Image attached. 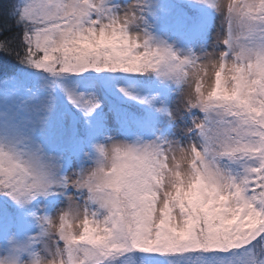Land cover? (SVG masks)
<instances>
[{"label":"rangeland","instance_id":"rangeland-1","mask_svg":"<svg viewBox=\"0 0 264 264\" xmlns=\"http://www.w3.org/2000/svg\"><path fill=\"white\" fill-rule=\"evenodd\" d=\"M180 1L212 6L216 18L206 34L194 37L184 5L169 0H36L13 25L68 19L35 34L32 53L46 54L36 66L53 70L58 53L74 75L121 71L123 78L109 82L113 97L152 106L158 118L141 126L127 112L123 122L94 80L66 77L70 100L97 120L95 152L84 146L77 155L76 116L55 83L37 75L31 90L25 77L7 84L0 177H20L13 201L31 205L36 229L19 236L0 205L10 232L0 242V264H115L121 254L134 264L117 197L123 183L141 210L138 245L150 252L147 264H187L197 251V264H254L264 232V0ZM4 29L0 24V36ZM4 49L0 37V71L22 53ZM159 64L168 69L169 96L140 84ZM63 163L70 171L61 178ZM55 197L60 201L47 206Z\"/></svg>","mask_w":264,"mask_h":264},{"label":"trees","instance_id":"trees-1","mask_svg":"<svg viewBox=\"0 0 264 264\" xmlns=\"http://www.w3.org/2000/svg\"><path fill=\"white\" fill-rule=\"evenodd\" d=\"M25 3L26 0H0V24L6 28L0 36L2 41L5 42L4 51L14 57L22 51V53L19 54V59H17V61L7 62L8 68L31 66L32 64H36V62L38 64L46 62L45 53H32L33 51L37 52V47L33 39L38 31L31 28V24H25L24 27L22 26V28L20 27V29L14 30L16 26L13 25L19 23L18 19H21L20 8ZM22 40L24 49L20 48V41ZM88 50L89 49L83 48L84 52H87ZM6 58L12 59L8 56H6ZM57 58L60 59V57ZM53 59H56V54L53 55Z\"/></svg>","mask_w":264,"mask_h":264}]
</instances>
